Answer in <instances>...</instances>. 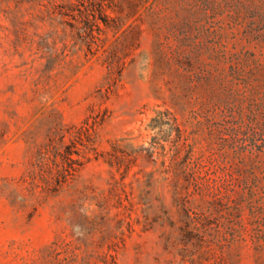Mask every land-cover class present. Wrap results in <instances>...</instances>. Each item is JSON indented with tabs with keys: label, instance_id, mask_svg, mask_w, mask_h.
Segmentation results:
<instances>
[{
	"label": "rangeland",
	"instance_id": "rangeland-1",
	"mask_svg": "<svg viewBox=\"0 0 264 264\" xmlns=\"http://www.w3.org/2000/svg\"><path fill=\"white\" fill-rule=\"evenodd\" d=\"M90 3L109 25L80 14ZM213 20L183 0H0V264H264V150H217L193 115L213 53L264 64V36ZM233 87L214 98L247 113L264 70ZM163 107L200 163L175 177L140 152ZM71 141L83 163L57 184Z\"/></svg>",
	"mask_w": 264,
	"mask_h": 264
},
{
	"label": "trees",
	"instance_id": "trees-1",
	"mask_svg": "<svg viewBox=\"0 0 264 264\" xmlns=\"http://www.w3.org/2000/svg\"><path fill=\"white\" fill-rule=\"evenodd\" d=\"M183 7L195 16L196 20L205 19L215 22L213 19L219 17L218 21L225 20L231 27L239 25L244 31L254 36H264V0H183ZM79 12L86 17L88 22L98 27L100 26L99 19L105 25H109L108 14L101 3L96 9L91 3L85 4L83 8H79ZM251 55L253 51L248 49L229 53L223 49L218 50L211 56L216 61L209 62V68L197 73L198 83H206L213 96L194 109L193 115L200 117V121L206 124L208 135L216 144L215 149L217 150L224 148H231L236 152L264 150L263 101L255 102L247 113H243L226 99L214 98L215 93L231 94L235 83L245 84L254 72L264 70V64L249 59ZM106 60L110 76L115 81L121 74L123 64H120V68L115 73L112 59L107 57ZM232 81L234 84H229ZM260 111L263 112L262 115ZM95 123L96 120L81 126L78 130V137L82 140V134H86V139L90 140V129H94ZM144 128L151 132L145 133L140 128V135L149 136L148 144L142 147L140 152L145 150L144 156L149 161L159 162L160 172L167 173L168 177H175L181 172L193 171L196 165H200L199 161L192 156L188 136L184 133L178 116L170 107L156 109L145 123ZM84 143L81 141V144ZM74 146V141L66 143L60 152L63 165L58 172L59 177L56 176L57 184L65 181L83 163L82 159L73 156L74 152L80 153ZM117 150L113 146L112 150L106 151L109 163L120 162L121 157L117 154ZM121 151L124 153L123 150ZM212 180L217 182L216 177Z\"/></svg>",
	"mask_w": 264,
	"mask_h": 264
}]
</instances>
